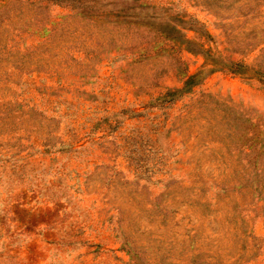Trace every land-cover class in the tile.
Returning <instances> with one entry per match:
<instances>
[{
  "label": "rangeland",
  "instance_id": "374dc122",
  "mask_svg": "<svg viewBox=\"0 0 264 264\" xmlns=\"http://www.w3.org/2000/svg\"><path fill=\"white\" fill-rule=\"evenodd\" d=\"M0 264H264V0H0Z\"/></svg>",
  "mask_w": 264,
  "mask_h": 264
},
{
  "label": "trees",
  "instance_id": "16d2710c",
  "mask_svg": "<svg viewBox=\"0 0 264 264\" xmlns=\"http://www.w3.org/2000/svg\"><path fill=\"white\" fill-rule=\"evenodd\" d=\"M190 78H191V75L188 77V79H187V80H189ZM187 80H186V81H187Z\"/></svg>",
  "mask_w": 264,
  "mask_h": 264
}]
</instances>
